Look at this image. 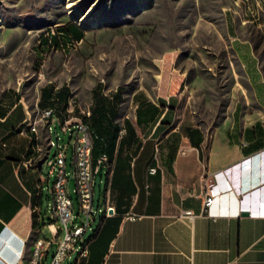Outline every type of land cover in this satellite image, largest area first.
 Masks as SVG:
<instances>
[{"label":"crops","instance_id":"crops-1","mask_svg":"<svg viewBox=\"0 0 264 264\" xmlns=\"http://www.w3.org/2000/svg\"><path fill=\"white\" fill-rule=\"evenodd\" d=\"M253 50L246 46L243 65L255 85V107L234 110L227 122L213 127H170L162 93L136 95L134 119L119 117V94L111 100L98 95L88 115L77 112L68 94L55 99L65 105L61 109L51 97L40 98L39 111L54 108L59 119L82 120L102 132L113 163L103 174L101 215L86 234L88 256L65 264H264V70ZM29 119L22 96L5 92L0 98V264L25 263L29 233L49 214L50 181L42 167L51 158L52 143L47 140L41 150L40 132L29 129ZM206 184L220 191L209 212L202 199ZM184 210L195 216H185ZM42 229L53 232L50 226Z\"/></svg>","mask_w":264,"mask_h":264},{"label":"rangeland","instance_id":"rangeland-1","mask_svg":"<svg viewBox=\"0 0 264 264\" xmlns=\"http://www.w3.org/2000/svg\"><path fill=\"white\" fill-rule=\"evenodd\" d=\"M70 24L84 31L76 43L60 33ZM249 45L264 70V0H0V98L18 92L33 120L41 117L44 88L57 109L64 105L55 93L65 90L77 112L92 110L100 94L108 100L119 94V117L134 119L136 95L162 93L170 127H213L234 110L255 107V85L243 65ZM50 121L42 117L37 125L43 152ZM53 127L50 156L57 136L70 140V131L57 122ZM67 155L69 164L72 145ZM48 171L45 163L42 172ZM101 173L94 192L98 216ZM69 186L75 198L73 178Z\"/></svg>","mask_w":264,"mask_h":264},{"label":"built area","instance_id":"built-area-1","mask_svg":"<svg viewBox=\"0 0 264 264\" xmlns=\"http://www.w3.org/2000/svg\"><path fill=\"white\" fill-rule=\"evenodd\" d=\"M78 41L80 40L70 42ZM84 113L88 115L89 111ZM41 114H46V118L51 119L47 123V140H51L54 122L60 125L63 132L70 131V140L61 143L57 136L56 150L48 161L49 171L45 176L50 181L48 189L51 203L47 218L42 220V226L52 227L53 232L46 234L42 226L30 231L26 240L30 249L24 264H65L69 260L76 262L79 258L88 256L89 239L86 234L93 228L97 218L94 206L96 175L102 171L108 173L113 163L106 153H100L93 158L94 138L97 135L88 123L82 120L70 122L69 119L61 123L54 108H45L41 110ZM38 122L31 121L29 129L37 131ZM70 145L72 151H78V159H70L68 164ZM49 152L50 148H47V157ZM150 171H155V168H150ZM71 178L74 179L75 198L69 186ZM219 194L215 184L205 185L202 199L207 212ZM183 214L191 219L195 216L191 210H184ZM129 217L135 218L136 215Z\"/></svg>","mask_w":264,"mask_h":264},{"label":"trees","instance_id":"trees-1","mask_svg":"<svg viewBox=\"0 0 264 264\" xmlns=\"http://www.w3.org/2000/svg\"><path fill=\"white\" fill-rule=\"evenodd\" d=\"M61 35L65 37V40L71 41V40H81L84 31L81 27H79L76 24H70L67 26H62L59 28ZM55 44H59L58 39L56 36H52ZM45 42H47V38L44 39ZM67 96V93L65 90H58L55 93V99L57 101H63ZM41 97L46 99L47 97H51V93L47 88H44L41 92ZM65 106V105H64ZM94 133L97 135V137L94 138V146H93V158L95 159L100 153H106L108 155L107 150V137L100 132L98 129L94 128L93 126H90ZM109 157V156H108Z\"/></svg>","mask_w":264,"mask_h":264},{"label":"bare ground","instance_id":"bare-ground-1","mask_svg":"<svg viewBox=\"0 0 264 264\" xmlns=\"http://www.w3.org/2000/svg\"><path fill=\"white\" fill-rule=\"evenodd\" d=\"M89 11H90V9L86 12V15L89 14ZM84 17H86V16H84ZM42 117H46V114H41V118ZM40 119L39 118L38 119L36 118V119H33L32 121H40ZM28 127L31 128V122H30V124H29ZM119 135H122V128L119 130ZM71 159H78V151H72V157H71Z\"/></svg>","mask_w":264,"mask_h":264}]
</instances>
